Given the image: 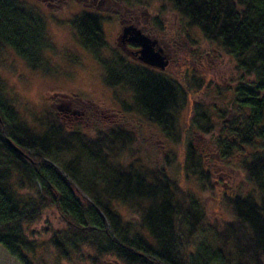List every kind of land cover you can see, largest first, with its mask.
Returning <instances> with one entry per match:
<instances>
[{
    "label": "trees",
    "instance_id": "trees-1",
    "mask_svg": "<svg viewBox=\"0 0 264 264\" xmlns=\"http://www.w3.org/2000/svg\"><path fill=\"white\" fill-rule=\"evenodd\" d=\"M145 1L172 4L229 56L238 78L233 108L224 115L234 113L214 127L205 112L195 109V121L191 115L183 127L179 116L188 90L123 53H114V63L105 61L99 50L102 18L86 14L73 20L81 47L102 64L105 83L126 84L135 111L168 142L176 146L186 139L182 176L173 149L163 142L165 150L147 151L145 139L137 143L120 118L115 126L97 129L95 138L66 131L49 109L32 127L15 109L0 77V245L20 264L36 263L30 257L37 247L25 227L38 222L47 208L66 223L62 238L52 239L63 257L85 245L122 264H264V0L125 2ZM37 29L38 34L32 32ZM45 33L36 9L22 0H0V55L9 47L32 70L42 69ZM194 82L195 92L202 91V79ZM195 134L206 138L207 152L193 145ZM206 156L219 158L221 169L238 164L248 185L246 195H221L228 221L211 218L203 201V195L217 194L218 183ZM190 178L199 184L197 194L182 184Z\"/></svg>",
    "mask_w": 264,
    "mask_h": 264
},
{
    "label": "rangeland",
    "instance_id": "rangeland-1",
    "mask_svg": "<svg viewBox=\"0 0 264 264\" xmlns=\"http://www.w3.org/2000/svg\"><path fill=\"white\" fill-rule=\"evenodd\" d=\"M22 1L36 9L44 19L47 39L43 36L45 46L42 52L45 61L41 65L42 69L32 70L14 50L6 47L0 55V77L15 109L32 127H36V118L44 115L49 109L57 116L66 131L80 130L87 138H95L97 129L115 126L119 124L120 118L125 120V127L134 133L137 143L145 139L147 151L161 146L165 150L163 142L167 149H173L178 157L175 162L178 165L177 169L180 171L182 168L186 139L182 138V142L175 146L173 142H168L170 140L160 129L149 126L141 114L135 111L134 95L132 96L128 86L126 84L108 86L104 80L105 71L102 64L97 62L93 54L81 47L72 21L86 14L102 18L103 40L99 50L105 61L111 60L115 52L124 54L117 43L121 33L120 21L125 23L137 19L140 27L145 30H151L153 34L157 33L156 30H161L177 39L173 49L167 51L172 65L163 72L157 69L154 73L165 74L169 79L176 81L182 91H189L187 105L183 114L179 116L183 127L187 128L191 115L195 121V109L199 114L205 112L206 118L214 127H217L222 119L233 115L232 110L224 115L232 107L238 78L231 59L223 54L216 44L207 42L172 4L145 1L137 5L135 2H132L133 4L125 2L126 0H106L107 5H96L100 0ZM109 1L113 5H109ZM46 3H52L54 6L50 7L52 5ZM91 3H94V9L89 10L86 7ZM36 31L38 34V29L32 30L34 33ZM128 60L132 62L129 58ZM109 62L114 63L113 60ZM110 67L112 68L111 65ZM195 77L202 79L204 85L202 91L195 92ZM100 113L103 114L99 115ZM131 125L139 129L141 126L143 129H133ZM218 129H214L215 135L219 134ZM205 141L204 136L195 134L192 137L193 145L198 150L207 152ZM205 158L212 165L213 180L218 181L217 194L214 197L203 195L207 212L211 218L228 221L229 215L220 202L221 195L224 193L231 196L246 195L249 191L248 185L236 169L238 164L231 163L232 170L221 169L219 158L209 156ZM181 173L182 171L180 177ZM182 184L195 194L199 191V184L195 178L183 181ZM131 220L137 219L132 217ZM66 228L65 221L53 208L45 209L35 224L26 225V237L29 241L35 242L37 247L35 254L30 257L35 264H122L114 255L98 256L85 245L80 246L77 252L68 251L66 257L59 255L52 246V239L62 238ZM0 264L20 263L0 245Z\"/></svg>",
    "mask_w": 264,
    "mask_h": 264
},
{
    "label": "flooded vegetation",
    "instance_id": "flooded-vegetation-1",
    "mask_svg": "<svg viewBox=\"0 0 264 264\" xmlns=\"http://www.w3.org/2000/svg\"><path fill=\"white\" fill-rule=\"evenodd\" d=\"M92 1L97 2L98 0H92ZM46 4H49V6L52 5L50 7H53L54 6L52 3H46ZM93 4L94 3L89 4V7H86V8L89 9V10L94 9L93 8ZM96 5H107V2H106V0H100L99 3L96 4ZM109 5H113L111 1H109ZM84 6H87V5H84ZM130 25L134 26L137 30H139L144 36H146L150 40L156 42L155 49L156 50H161L162 56H164L165 57V60L167 61L166 68L172 65L170 55L168 54L167 51H169L170 49H173V47L177 43V39L174 38V37H172V36L166 35V33L163 32V31H161V30L160 31H157L156 30L157 33L156 34H153L151 30L150 31H147L144 28L140 27V25L138 24L137 19H134L132 22L127 21L125 23H123L122 21H120L119 28H121V33L119 34V36L117 38V43H118V46H120V48L124 52V55L126 54L127 58H129L135 64H139L140 66L145 67V68L151 70L152 72L157 71V69L148 67V66H146L145 64H143L139 60V55H138V51L140 50L139 46H137L135 43H132V42L122 43L120 41V36L122 34L123 28L124 27H127V26H130ZM165 69L163 71H165ZM162 75L165 76V74H162ZM165 77L168 78V76H165ZM59 109L61 110L60 107H59Z\"/></svg>",
    "mask_w": 264,
    "mask_h": 264
},
{
    "label": "water",
    "instance_id": "water-1",
    "mask_svg": "<svg viewBox=\"0 0 264 264\" xmlns=\"http://www.w3.org/2000/svg\"><path fill=\"white\" fill-rule=\"evenodd\" d=\"M120 41L122 43L132 42L139 46V60L146 66L158 69L160 71H163L166 68L167 61L165 60V57L162 56L161 50L155 49L156 42L144 36L134 26L130 25L123 28ZM7 142L14 151L22 153L9 141Z\"/></svg>",
    "mask_w": 264,
    "mask_h": 264
}]
</instances>
